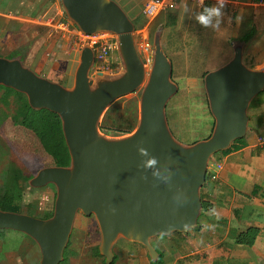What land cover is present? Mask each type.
<instances>
[{"label": "water", "instance_id": "95a60500", "mask_svg": "<svg viewBox=\"0 0 264 264\" xmlns=\"http://www.w3.org/2000/svg\"><path fill=\"white\" fill-rule=\"evenodd\" d=\"M60 1L68 18L83 33L108 31L117 35L123 72L112 79L100 77L93 84L88 73L94 53L83 46L73 86L66 88L37 75L18 59L0 57V85L24 92L32 108L47 109L60 117L71 163L42 167L29 179L34 187L55 185L50 217L0 209V229L31 237L40 251L38 264H59L80 212L95 219L100 234L98 251L105 264L112 262V246L120 237L142 244L156 260L158 253L151 238L187 232L197 225L202 207L200 188L209 159L245 136L248 106L264 89V65L262 69L247 67L242 44L236 43L232 58L204 76L214 118L210 136L183 146L166 123V102L177 86L170 79L172 65L159 36L153 40V63L146 73L135 45L134 25L114 0ZM141 85L136 129L113 140L99 136L97 123L103 110ZM140 148L148 155L142 156ZM152 157L161 175L169 176L167 181L154 177V169L143 167V161Z\"/></svg>", "mask_w": 264, "mask_h": 264}, {"label": "crops", "instance_id": "0c3cea01", "mask_svg": "<svg viewBox=\"0 0 264 264\" xmlns=\"http://www.w3.org/2000/svg\"><path fill=\"white\" fill-rule=\"evenodd\" d=\"M147 1L142 0L140 6H136L127 0L126 13L131 19L136 18ZM184 3L188 4L187 0L176 1L173 20H179V9L183 10ZM214 4L216 0H206L203 7ZM188 6L190 12L187 14L192 18L203 9L196 3ZM260 6L255 0H227L220 28H206L203 44L214 48L223 43L227 47L233 38L241 44L250 42L260 29L264 30V6ZM228 10H232L235 17H230ZM62 12L58 0H0V57L18 59L37 75L59 84L69 82L68 87H72L82 46L73 34L74 25L62 27ZM237 15L243 16L242 23L236 22ZM153 18L142 25L147 39L148 24ZM195 24L199 25L196 21ZM251 30L250 41L239 39ZM142 37L143 33L135 35V42ZM256 42L260 43L257 39L254 44ZM233 46L227 50L225 62L232 58ZM244 48L242 45V50ZM255 59L264 61V54L255 55ZM107 63L123 68L116 52ZM247 113L249 121L244 144L211 157L212 162L220 163L221 167L216 170L215 179L202 191L220 219L209 215L210 209L200 216L197 228L151 238L158 263H155L157 259L150 258L142 244L118 238L112 246L113 264H264V89L251 100ZM81 218L85 222H95L85 215ZM205 224L216 227L205 229ZM242 233H247L245 241L237 242Z\"/></svg>", "mask_w": 264, "mask_h": 264}, {"label": "rangeland", "instance_id": "374dc122", "mask_svg": "<svg viewBox=\"0 0 264 264\" xmlns=\"http://www.w3.org/2000/svg\"><path fill=\"white\" fill-rule=\"evenodd\" d=\"M114 1L126 13L127 0ZM131 1L134 5L140 6L142 0ZM187 2L196 3L199 8L206 4V0L201 5L197 4V0H187ZM174 7L160 11L150 20L148 40L153 45L156 35L159 36L161 47L171 62L170 79L176 84L177 90L166 102V123L173 138L181 145L189 146L209 137L214 126V118L204 87V76L224 64L228 58L227 50L238 41L233 38L227 43V47L223 43H220L219 47H206L203 44L206 39V28L195 24V19L185 14L182 9H179V20H173L176 10ZM231 11L228 10L227 13H230V17H235ZM126 15L130 18L128 13ZM148 20L142 16L140 10L137 17L139 24L148 23ZM258 32V36L249 40L250 42L242 43L245 47L242 50L243 63L252 69H262L264 65L263 59H255V55L264 54V30L260 29ZM256 39L260 41L259 44L258 42L254 44ZM111 67L113 68L111 71L95 72V66L91 65L89 79L96 84L100 77L112 79L123 72V68L118 69L115 64H111ZM146 79L147 77L143 84ZM69 84L66 81L61 83L66 88H70ZM7 88L0 87V209L41 218L53 211L55 185L48 183L34 187L30 185L29 180L22 181L15 178L13 183L20 196L11 197L5 179L8 174L4 172L11 171L9 165L13 163L25 175L32 177L42 167L57 165L56 158L60 160L62 150L64 147L67 148L61 120L58 126L55 125V119L53 120L51 116L45 117L39 112L40 109L29 105L24 92ZM142 88L143 85L135 91L116 98L103 110L97 123L99 136L113 140L125 137L136 129L140 117ZM39 119H43L41 122L45 124L44 127L52 124L48 132L40 124H30L31 120H34V123H41ZM70 164L69 155L66 165L57 166H70ZM82 215L79 212L76 228H72L68 257L63 264H102L101 258L96 255L100 242L97 226L95 222H89L90 220L83 221ZM86 217L91 219L93 215ZM119 239L125 241L123 237ZM39 259V248L31 237L17 230L0 229V264H38Z\"/></svg>", "mask_w": 264, "mask_h": 264}, {"label": "built area", "instance_id": "2783aa9c", "mask_svg": "<svg viewBox=\"0 0 264 264\" xmlns=\"http://www.w3.org/2000/svg\"><path fill=\"white\" fill-rule=\"evenodd\" d=\"M60 1V0H58ZM177 0H148L142 7L141 13L148 19L153 18L162 10H170L175 6ZM259 5L264 6V0H255ZM61 2V1H60ZM204 0H197V4L201 5ZM64 23L63 28L74 25V35L78 39L81 46H88L93 50L94 61L96 72L111 71L113 68L107 63L111 55L116 52L118 53V40L117 35L108 31H98L90 34L83 33L66 15L63 9ZM142 28V29H141ZM135 30V35L143 33L144 37L137 43L135 42L138 54L145 68L146 73L149 72L153 63V45L145 37V29L141 27ZM134 35V36H135ZM212 160L211 158L209 161ZM221 167L220 163H208L207 169L211 172V180L215 179L216 170Z\"/></svg>", "mask_w": 264, "mask_h": 264}, {"label": "trees", "instance_id": "16d2710c", "mask_svg": "<svg viewBox=\"0 0 264 264\" xmlns=\"http://www.w3.org/2000/svg\"><path fill=\"white\" fill-rule=\"evenodd\" d=\"M141 14H142V13H141ZM142 16H144V15L142 14ZM137 17H138V16H137ZM137 17L134 18V19L129 18V19L132 21L135 30L141 28L142 25L144 24V23L139 24V21H137ZM144 17H145V16H144ZM252 32H253L252 30H251V32H247L245 35L240 36L239 39H240L241 41H248V40L252 37V35H253ZM0 87L7 88V87H5V86H3V85H0ZM7 89H9V87H8ZM39 112H41L45 117L51 116V118H53V120L55 119V121H54V122H55V125L58 126V125L60 124V119H59L58 115H56V114L53 113L52 111H49V110H47V109H40ZM50 114H51V115H50ZM43 119H44V118H43ZM43 119H39V121L41 122ZM33 121H34V120H31V121H30V124H32V125H38V124H40V125L43 126V127H44V125H45V124H43L42 122H41V123H34ZM51 126H52V124L47 125L46 127H44V129H46V132H48L47 130H48V128H50ZM60 135H61V137H62V132H61V131H60ZM243 144H244V137H242V138H238V139L234 140V141L231 143V145H230L227 149L222 150V151H219V152H216L215 154H218V153H224V152H226V151H228V150H235V149H238V148H240ZM62 151H63V153H62V155H61V157H60V160H59L58 158H56V163H57V165H66V163H67L68 160H69V154H68L67 148L64 147V149H63ZM215 154H214V155H215ZM214 155H213V156H214ZM9 168H10L11 171H9V172L6 171V172H4L6 175L8 174L7 176H5L6 182H8V184H7V185H8V186H7V189H8V191H9L8 194H10L11 197L18 198V197L20 196V194L16 191V188H15V186H14L13 180H14L15 178H18V179H20V180H22V181H23V180H24V181H27V180L31 179L33 176L31 177V176H29V175H25V174L23 173V171H22L20 168H18L16 165H14L13 163H10ZM6 177H7V178H6ZM209 182H211V172H210L209 169H207V171H206V177H205V182H204V184L202 185V187L200 188V197H201V206H202V207H201V210H200V214H199L198 219L200 218V216H201L205 211H208V210L211 209V204H210L206 199H204V196H203V194H202V191H203L204 187H207V185L209 184ZM52 213H53V211H50V213H48L47 216H44V217H41V218H48V217H50V216L52 215ZM78 214H79V212L77 213L76 217L78 216ZM82 216H83V215H82ZM76 217H75V220H76ZM91 219L94 221V217H91ZM75 220H74V223H73V229L76 228V227H75V223H76ZM198 226H199V223H198V220H197V225H196L194 228H197ZM178 233H179V232H178ZM246 235H247V233H242V234H240V235L237 237L236 241H237V242H243V241H245V237H246ZM70 238H71V234H70ZM69 244H70V239H69V241H68V243H67V246H66V248H65V250H64L63 260H62L59 264H63L64 262L67 261V257H68L67 253H68V246H69ZM96 255L99 256V257L101 258V260H102V264H105V262H104V257H103L102 255H100L98 249H97V251H96ZM158 260H159V259H157V260L155 261V263H158ZM113 263H114V258H113V260H112V262H111L110 264H113Z\"/></svg>", "mask_w": 264, "mask_h": 264}, {"label": "clouds", "instance_id": "9594fccd", "mask_svg": "<svg viewBox=\"0 0 264 264\" xmlns=\"http://www.w3.org/2000/svg\"><path fill=\"white\" fill-rule=\"evenodd\" d=\"M227 0H216V4L213 6H206L203 7L202 11L196 12L194 14L195 21L203 28H211L213 30H218L220 28L222 18L224 16V9L226 7ZM183 11L187 14L190 12L189 6L187 3L183 4ZM236 22L242 23L243 22V16L237 15L236 16ZM140 154L142 156H147V152L143 149H139ZM157 160L156 158H148L146 161H143V167L147 169H154L152 172V175L154 177H157L159 179H162L164 181H167L169 179V176H162L160 171L156 169ZM170 175V174H169ZM209 215L215 216L217 220L220 219L219 214L217 213L216 209L213 208L209 211ZM186 227H190V225H186ZM205 229H213L216 227V225H204Z\"/></svg>", "mask_w": 264, "mask_h": 264}]
</instances>
